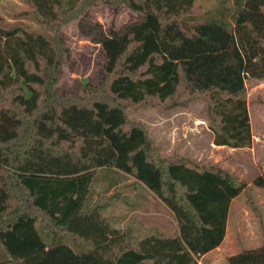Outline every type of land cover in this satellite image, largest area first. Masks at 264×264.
Returning a JSON list of instances; mask_svg holds the SVG:
<instances>
[{
  "label": "trees",
  "instance_id": "1",
  "mask_svg": "<svg viewBox=\"0 0 264 264\" xmlns=\"http://www.w3.org/2000/svg\"><path fill=\"white\" fill-rule=\"evenodd\" d=\"M100 1L139 18L119 28L85 18ZM27 2L39 28L0 16V249L9 259L0 264H199L179 235L140 238L103 214L107 202L91 204L96 168L69 175L21 170L42 151L83 164L104 160L131 175L109 200L144 187L163 199L174 194L205 252L224 241L231 203L241 193L261 216L252 185L208 159L164 154L127 110L167 112L201 100L216 145L251 147L247 79H264V0H242L232 29L197 0ZM73 21L101 45L105 62L99 82L77 78L63 94L62 62L79 72L63 34ZM253 183L264 188V170ZM39 224L55 237L72 234L78 248L48 244ZM228 261L264 264V239Z\"/></svg>",
  "mask_w": 264,
  "mask_h": 264
},
{
  "label": "rangeland",
  "instance_id": "2",
  "mask_svg": "<svg viewBox=\"0 0 264 264\" xmlns=\"http://www.w3.org/2000/svg\"><path fill=\"white\" fill-rule=\"evenodd\" d=\"M206 15L226 22L232 29L235 16L242 0H197ZM31 6L27 0H0V16L6 21H22L30 28H39L28 15ZM85 18L101 21L106 27L137 20L139 14L126 7L117 9L104 2L92 4L84 15ZM66 40L72 45L73 57L79 72L75 71L68 61L61 64L58 89L67 94L72 92L75 80L83 82L100 81L105 52L101 45L90 37H85L79 30V21H73L63 27ZM250 117L253 132L251 147L231 148L217 147L213 143V133L208 127V120L203 113L204 102L193 101L188 108H173L161 112L155 108L133 109L127 113L132 120L144 122L154 140L163 147L164 154L178 152L194 159H208L224 168L234 171L239 177L252 185L253 198L259 206L260 217L250 209L241 193L234 198L230 206L227 233L223 243L210 252L201 247L200 234L195 224L188 217L183 206L174 195L159 198L146 187L134 194H122L118 198L110 197L120 188L129 184L134 178L126 173L113 169V164L100 160L93 164L73 162L69 156L55 158L49 152L33 154L21 168L26 172L69 175L91 168L98 173L93 183L94 194L91 204L107 202L103 214L112 223L122 229H131L140 238L160 231L166 235H179L186 247L194 254L199 264H229L228 258L243 249L255 248L264 239V188L253 182L264 170V79H247ZM39 232L48 244H69L78 248L79 240L72 234L55 237L37 225Z\"/></svg>",
  "mask_w": 264,
  "mask_h": 264
},
{
  "label": "water",
  "instance_id": "3",
  "mask_svg": "<svg viewBox=\"0 0 264 264\" xmlns=\"http://www.w3.org/2000/svg\"><path fill=\"white\" fill-rule=\"evenodd\" d=\"M3 251H4L3 249H0V263L9 260L8 258H2V253H3Z\"/></svg>",
  "mask_w": 264,
  "mask_h": 264
},
{
  "label": "crops",
  "instance_id": "4",
  "mask_svg": "<svg viewBox=\"0 0 264 264\" xmlns=\"http://www.w3.org/2000/svg\"><path fill=\"white\" fill-rule=\"evenodd\" d=\"M213 143H214V142H213ZM214 144H215V143H214ZM215 146H217V147H229V146H226V145H216V144H215ZM231 148H232V147H231ZM234 149H235V148H234ZM82 172H83V171H82ZM78 173H80V172H78ZM78 173H74V174H78ZM261 173H262V172H261ZM261 173H260V174H261ZM260 174H259V175H260ZM147 189L150 190L149 188H147ZM150 191H151V190H150ZM173 195H174V194H173ZM233 200H234V199H233ZM229 214H230V212H229ZM228 218H229V217H228ZM222 243H223V242H222ZM217 248H218V247H217ZM212 251H213V250H212Z\"/></svg>",
  "mask_w": 264,
  "mask_h": 264
}]
</instances>
